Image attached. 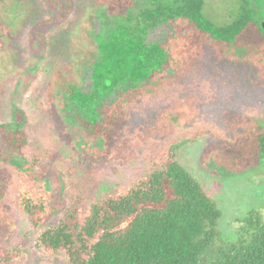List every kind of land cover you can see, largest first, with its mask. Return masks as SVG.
<instances>
[{"label": "rangeland", "instance_id": "rangeland-1", "mask_svg": "<svg viewBox=\"0 0 264 264\" xmlns=\"http://www.w3.org/2000/svg\"><path fill=\"white\" fill-rule=\"evenodd\" d=\"M203 2L216 26L232 23L245 2L258 25L233 46L209 41L182 20L151 29L146 43L163 45L169 67L105 99L93 132L73 106L65 109L68 88L91 91L97 36L123 15L135 16L146 0H0V260L15 255L6 264H68L39 248L38 232L16 205L22 184L48 193L51 211L42 228L48 229L59 221L71 185L86 204L101 201L170 155L222 212L206 262L264 226L257 138L264 130V0ZM4 128H16L17 136ZM6 137L22 141L12 157ZM19 156L22 172L11 164Z\"/></svg>", "mask_w": 264, "mask_h": 264}, {"label": "trees", "instance_id": "trees-1", "mask_svg": "<svg viewBox=\"0 0 264 264\" xmlns=\"http://www.w3.org/2000/svg\"><path fill=\"white\" fill-rule=\"evenodd\" d=\"M146 2L135 16L123 15L114 28L97 36L91 91L83 93L74 85L68 88L70 103L65 109L73 106L79 120L94 128L93 132L105 99L127 84L147 83L169 67L170 58L163 45L146 43L151 29L182 20L209 41L233 46L247 29L258 25L253 19L256 12L247 2L237 18L225 26H216L205 17L203 0ZM10 129L2 130L16 135V128ZM257 138L259 157L264 158V130ZM6 139L7 154L12 157L22 141ZM21 159L14 157L11 163L19 172ZM35 160L29 158L33 163ZM65 201L57 224L42 229L51 211L48 193L33 192L30 185L22 184L16 197L17 207L38 232L39 248L45 255H63L68 264H264V226L244 245L232 243L215 261H205L218 236L222 212L174 155L151 174L101 201L86 204L80 189L73 185L66 191ZM15 258L3 256L0 264Z\"/></svg>", "mask_w": 264, "mask_h": 264}, {"label": "water", "instance_id": "water-1", "mask_svg": "<svg viewBox=\"0 0 264 264\" xmlns=\"http://www.w3.org/2000/svg\"><path fill=\"white\" fill-rule=\"evenodd\" d=\"M262 27H263V29H264V24H262Z\"/></svg>", "mask_w": 264, "mask_h": 264}]
</instances>
